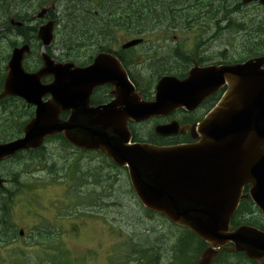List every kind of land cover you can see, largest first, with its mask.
Returning <instances> with one entry per match:
<instances>
[{
  "label": "water",
  "instance_id": "water-1",
  "mask_svg": "<svg viewBox=\"0 0 264 264\" xmlns=\"http://www.w3.org/2000/svg\"><path fill=\"white\" fill-rule=\"evenodd\" d=\"M104 58L98 56L86 68L66 65L60 72L65 77L35 91V84L51 64L46 63V68L37 75H25L21 55H14L0 98L21 97L37 109L23 139L0 145V160L19 150L36 148L45 136L62 132L71 144L101 150L114 163L128 166L134 192L147 208L164 214L212 244L231 241L248 256L260 257L264 237L259 232L243 227L228 234L227 226L245 185H252L250 196L264 214L262 59L232 67L194 70L185 82L160 84L155 101L144 103L129 97L128 85L120 71L100 68ZM114 76L120 85L112 109L90 108L92 89L112 81ZM205 78L211 79L214 89L225 82L228 90L217 109L199 125L197 133L193 132L196 144L177 149L128 146L127 138L116 136L123 133L127 118L138 122L186 104L195 107L212 90L201 86ZM47 93L52 98L44 105L40 98ZM66 110L71 111V116L62 122L58 115ZM181 130L185 128L174 123L160 129V133L170 135ZM205 258L203 263L208 264L211 256Z\"/></svg>",
  "mask_w": 264,
  "mask_h": 264
},
{
  "label": "rangeland",
  "instance_id": "rangeland-1",
  "mask_svg": "<svg viewBox=\"0 0 264 264\" xmlns=\"http://www.w3.org/2000/svg\"><path fill=\"white\" fill-rule=\"evenodd\" d=\"M107 1L106 6L100 11L102 24L97 29V34H102L104 30L105 33H111L113 28H106L105 23L118 18L107 17L105 9L109 8V14L112 15L113 0ZM114 1V4L119 2ZM204 11V8L202 10L198 8V15ZM174 12L179 15L181 11L174 9ZM194 16L193 11L190 15L182 17ZM207 23L208 21H205L204 25ZM136 25L138 23H134L135 27ZM136 28H139V25ZM176 35H180L179 38L173 34L169 35L170 43L182 45L189 50L187 43L191 42V38L181 32H177ZM143 36L152 42L145 41L144 45L140 46V51L134 52L139 55V61L150 62L159 58L163 66H155V69L157 71L164 67L169 69L170 62L166 53L158 48L162 42L153 40L152 34L145 33ZM226 37L227 34L222 36L217 42L218 46L220 41L225 42ZM204 41L211 42L207 38ZM5 55L6 53L0 54V67L3 66ZM52 55L57 57L60 52L54 50ZM70 56L77 61V55ZM17 104L11 100L0 103V139L4 142L16 139L14 133L20 128L19 125L30 117L32 109L20 110ZM148 127L138 125L135 129L139 136L144 138ZM41 154L47 164L43 165L39 155L22 154L0 167L3 178L9 180V184L5 186L8 192L7 200L10 201L9 193H15L12 204L6 203L8 209L11 206L7 211V218L3 223L0 222V239L2 232H8L12 243L4 253H1L3 244L0 245V264H142L140 253L145 254L148 250L154 249L157 256L161 247L159 241L167 233L175 232L173 229L169 230L166 222L162 220L161 226L152 229L153 223L148 222L147 214L135 200L125 171L109 167L103 158L76 152L60 141L49 142ZM56 164L59 168H51ZM73 170L79 184L74 182L73 178L70 180V173ZM13 179H17L28 188L19 190L11 183ZM53 180L58 185L54 191L51 188L41 192L35 191L37 187L50 185ZM82 194L86 197L83 198ZM99 206L101 207L98 208ZM36 208L45 211L43 213L45 218L41 217L40 213L36 214L33 210ZM83 211H89L95 218L81 217ZM70 218H74L76 222L70 223L74 227V232L65 234L62 232L65 231L64 227L71 226L64 221ZM162 229L164 230L161 231ZM20 230L23 231L22 236L18 234ZM152 230L154 232L151 234ZM8 253L9 256L3 261L1 256ZM165 263L167 260L161 264Z\"/></svg>",
  "mask_w": 264,
  "mask_h": 264
},
{
  "label": "flooded vegetation",
  "instance_id": "flooded-vegetation-1",
  "mask_svg": "<svg viewBox=\"0 0 264 264\" xmlns=\"http://www.w3.org/2000/svg\"><path fill=\"white\" fill-rule=\"evenodd\" d=\"M107 3V0H0V30H6L9 26L19 27L17 31H14V33L17 34L20 38L25 37L26 39H28L25 42L29 44L31 49V54L24 61V65H29L32 68H35L40 64V56H36L33 53L35 47L38 46L39 43L37 41H34V38H36L34 37L36 34V30L39 28V26L43 24L45 25L48 22H52L56 26L58 24V20L62 19L59 18V16L61 15L67 17L71 38L77 40L76 42L67 44L66 51L69 56L70 54H76L77 56L85 54V52L82 50L83 48H91V52L93 53V49L99 46L104 48V52L117 54L120 56V58H123L126 55V52H120L118 50V42L120 41L121 37L119 34L94 33L87 35H78V33L71 32L76 25L75 22L78 17V13H80L83 8L86 10L83 21H87L89 23L94 22V26H101L102 21L100 18L102 17V13L99 11H101V9H103ZM158 3L159 2L156 0H150L148 4L151 8H153V6L158 5ZM253 5H256V3L251 4V6ZM251 6H242L241 0H223V7H225L226 10H230L232 14L236 15L237 22L242 25L250 23L257 25L260 24L262 20V8L260 7L258 9L256 7L251 9ZM245 10L248 11L243 12ZM254 13H258L259 15L254 18L252 16ZM59 27L60 25L58 24L56 26L55 35H57V29ZM26 31L30 33L32 39H29V37H27ZM249 38L251 44L249 43L248 45L242 46V49L248 47H256L257 43L261 42V39H264V28L261 27V29L259 30L257 26L253 30L252 34L249 35ZM114 40L116 43L114 42ZM202 62L207 64L211 61ZM132 64L133 61L131 60L128 63V68H132ZM216 97L217 95L209 98L206 102H204L194 113V116L206 114L210 110V108L215 105L217 101ZM1 165L2 164H0V166ZM100 207L101 206H99L98 208ZM149 215L150 217H148L150 219V222L153 223L152 229H154V227L161 226L163 223L160 220H162L164 223L166 222L169 230L173 229L175 231L173 233H167V235L159 241V245H161V247L157 254V257L161 260L170 259L169 261L171 264H197L198 258L207 248V245L198 241L196 236L194 237L188 231L172 225L167 220L161 217H156L157 215ZM241 220H243L244 223H249L251 221L257 222L259 227L258 229L264 232V220L256 216V214H254V210L247 211ZM69 230L70 229L67 228V232ZM163 230L164 229H162L161 231ZM152 232L154 231L152 230L151 234ZM10 245L11 243L9 242V240L7 243L3 244V250L1 251V253H4ZM233 248L234 244H227L225 249L228 250H221L218 258L212 264H264V254L260 260L255 261L250 260L246 257L245 254L241 252H230L229 249L232 250ZM145 254L153 258L155 256L154 249L148 250ZM145 254L140 253V256H142L143 258ZM5 256L6 255H3L1 257Z\"/></svg>",
  "mask_w": 264,
  "mask_h": 264
},
{
  "label": "trees",
  "instance_id": "trees-1",
  "mask_svg": "<svg viewBox=\"0 0 264 264\" xmlns=\"http://www.w3.org/2000/svg\"><path fill=\"white\" fill-rule=\"evenodd\" d=\"M115 1L113 0L111 2V6L113 9V15L114 17H118L121 15L123 17H126L129 19V21L131 23H138L139 28H143L145 26H148L146 23H143V19L146 13L149 12V8L150 5H147V8L145 7L147 0H119V2H116V4H114ZM136 3V5H135ZM136 6L137 8H135V10L130 11L131 9H124L125 6ZM110 6V7H111ZM124 6V7H123ZM109 9V8H108ZM128 10V12H127ZM86 14V10L83 8L80 13H78V17L76 19V25H80L79 26V31H78V35H87V34H94L96 32H98V28L94 26L93 23H86L83 21L84 16ZM138 25H136V27H138ZM129 27V26H128ZM129 30V28H127ZM132 29V28H130ZM137 30V29H136Z\"/></svg>",
  "mask_w": 264,
  "mask_h": 264
},
{
  "label": "bare ground",
  "instance_id": "bare-ground-1",
  "mask_svg": "<svg viewBox=\"0 0 264 264\" xmlns=\"http://www.w3.org/2000/svg\"><path fill=\"white\" fill-rule=\"evenodd\" d=\"M109 1H110V0H109ZM77 13H78V12H77ZM88 24H89V23H88ZM94 25H95V24H94ZM96 27H99V28H100V26H95V28H96Z\"/></svg>",
  "mask_w": 264,
  "mask_h": 264
}]
</instances>
